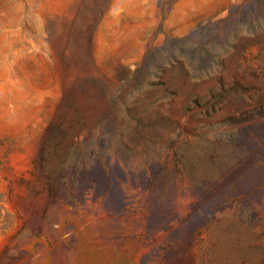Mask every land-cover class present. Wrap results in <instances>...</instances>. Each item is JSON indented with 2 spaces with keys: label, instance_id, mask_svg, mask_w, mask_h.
Masks as SVG:
<instances>
[{
  "label": "rangeland",
  "instance_id": "1",
  "mask_svg": "<svg viewBox=\"0 0 264 264\" xmlns=\"http://www.w3.org/2000/svg\"><path fill=\"white\" fill-rule=\"evenodd\" d=\"M0 264H264V0H0Z\"/></svg>",
  "mask_w": 264,
  "mask_h": 264
}]
</instances>
